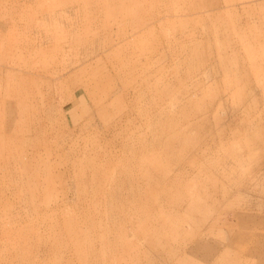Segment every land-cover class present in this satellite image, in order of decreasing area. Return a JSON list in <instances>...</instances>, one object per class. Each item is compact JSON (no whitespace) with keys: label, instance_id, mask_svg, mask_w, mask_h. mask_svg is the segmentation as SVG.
Returning <instances> with one entry per match:
<instances>
[{"label":"rangeland","instance_id":"obj_1","mask_svg":"<svg viewBox=\"0 0 264 264\" xmlns=\"http://www.w3.org/2000/svg\"><path fill=\"white\" fill-rule=\"evenodd\" d=\"M0 264H264V0H0Z\"/></svg>","mask_w":264,"mask_h":264}]
</instances>
